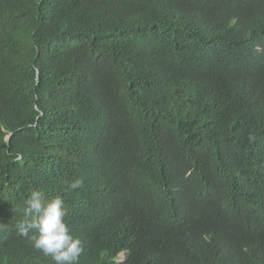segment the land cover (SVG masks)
Returning <instances> with one entry per match:
<instances>
[{
  "label": "trees",
  "instance_id": "1",
  "mask_svg": "<svg viewBox=\"0 0 264 264\" xmlns=\"http://www.w3.org/2000/svg\"><path fill=\"white\" fill-rule=\"evenodd\" d=\"M37 188L79 264H264V0H0V264Z\"/></svg>",
  "mask_w": 264,
  "mask_h": 264
},
{
  "label": "clouds",
  "instance_id": "2",
  "mask_svg": "<svg viewBox=\"0 0 264 264\" xmlns=\"http://www.w3.org/2000/svg\"><path fill=\"white\" fill-rule=\"evenodd\" d=\"M64 183L65 190L73 192L83 186V178ZM21 212L22 218L15 224L19 236L26 237L53 264H79L84 244L66 222L69 209L62 197L49 198L39 188L30 190ZM6 227L0 223V231Z\"/></svg>",
  "mask_w": 264,
  "mask_h": 264
},
{
  "label": "rangeland",
  "instance_id": "3",
  "mask_svg": "<svg viewBox=\"0 0 264 264\" xmlns=\"http://www.w3.org/2000/svg\"><path fill=\"white\" fill-rule=\"evenodd\" d=\"M124 259H125V253L121 254L120 261H124Z\"/></svg>",
  "mask_w": 264,
  "mask_h": 264
},
{
  "label": "water",
  "instance_id": "4",
  "mask_svg": "<svg viewBox=\"0 0 264 264\" xmlns=\"http://www.w3.org/2000/svg\"><path fill=\"white\" fill-rule=\"evenodd\" d=\"M9 139H10V138H9ZM9 139H8V140H9Z\"/></svg>",
  "mask_w": 264,
  "mask_h": 264
}]
</instances>
